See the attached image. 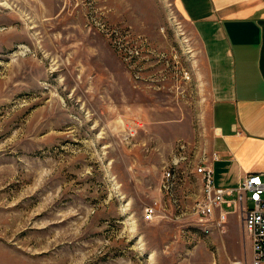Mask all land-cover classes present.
Wrapping results in <instances>:
<instances>
[{
    "label": "rangeland",
    "instance_id": "1",
    "mask_svg": "<svg viewBox=\"0 0 264 264\" xmlns=\"http://www.w3.org/2000/svg\"><path fill=\"white\" fill-rule=\"evenodd\" d=\"M210 105L175 0H0V264L249 262L191 211Z\"/></svg>",
    "mask_w": 264,
    "mask_h": 264
},
{
    "label": "crops",
    "instance_id": "2",
    "mask_svg": "<svg viewBox=\"0 0 264 264\" xmlns=\"http://www.w3.org/2000/svg\"><path fill=\"white\" fill-rule=\"evenodd\" d=\"M175 2L205 61L210 124L218 131L213 184L236 187L248 173L264 174V0Z\"/></svg>",
    "mask_w": 264,
    "mask_h": 264
},
{
    "label": "built area",
    "instance_id": "3",
    "mask_svg": "<svg viewBox=\"0 0 264 264\" xmlns=\"http://www.w3.org/2000/svg\"><path fill=\"white\" fill-rule=\"evenodd\" d=\"M213 133L218 134L217 129ZM195 172L200 181V196L193 201L191 211L201 232L209 235L214 229L222 233L226 209H238L242 232L249 243V264H264V174L251 172L236 187L222 188L213 184L209 162L199 164ZM164 177L168 179V171ZM144 211L145 218H149L154 209L149 207ZM230 264L244 263L235 260Z\"/></svg>",
    "mask_w": 264,
    "mask_h": 264
}]
</instances>
